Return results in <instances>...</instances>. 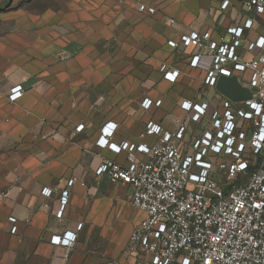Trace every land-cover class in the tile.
I'll use <instances>...</instances> for the list:
<instances>
[{
	"label": "crops",
	"instance_id": "0c3cea01",
	"mask_svg": "<svg viewBox=\"0 0 264 264\" xmlns=\"http://www.w3.org/2000/svg\"><path fill=\"white\" fill-rule=\"evenodd\" d=\"M222 1L0 0V264H136L126 249L146 212L133 204L129 184L96 173L105 160L128 163L127 151L98 144L101 128L117 124L110 142L152 145L161 135L145 132L149 121L163 132L185 124L176 142L192 151L230 99L205 82L213 54L185 47L183 35L209 31L211 41L232 44L228 29L244 26L242 59L264 35V15L242 0L225 9ZM138 3L156 11L141 12ZM194 54H201L196 66ZM247 78L238 77L243 85ZM17 84L24 93L11 101ZM146 97L162 102L145 109ZM187 100L208 103L199 120L183 107ZM239 106L232 101V110ZM67 232L77 235L72 249L52 243Z\"/></svg>",
	"mask_w": 264,
	"mask_h": 264
},
{
	"label": "built area",
	"instance_id": "2783aa9c",
	"mask_svg": "<svg viewBox=\"0 0 264 264\" xmlns=\"http://www.w3.org/2000/svg\"><path fill=\"white\" fill-rule=\"evenodd\" d=\"M229 3L223 0L221 7L225 9ZM241 5L248 12L264 15V0H242ZM138 9L156 11L145 3H138ZM252 23L253 19H247L245 27ZM228 31L236 37L232 44L211 41L209 31L185 34L182 44L205 47L213 54L215 61L205 79L208 85H216L221 75L247 74L244 86L252 97L236 102L240 106L234 110L232 101H225V112L213 113V128L194 139L190 153L176 142L184 138L185 124L175 132H163L160 124L149 121L145 132L161 135L152 145L110 142L117 124L109 121L101 128L98 144L115 152L127 151L128 163L105 160L96 173L129 184L133 204L146 212V218L131 232L126 249L135 256L136 264H264V35L247 44L251 55L242 59L237 48L242 44L244 26ZM200 57L194 54L191 65L196 66ZM172 75L176 77L178 70ZM23 93V85L17 84L9 99L16 101ZM161 102L146 97L142 106L148 109ZM207 106V102L183 103L196 121ZM83 128L79 124L77 131ZM137 152L145 157H138ZM43 192L50 194L51 190ZM67 194L62 196L58 215L68 201ZM76 238L75 232H67L53 236L52 243L72 249Z\"/></svg>",
	"mask_w": 264,
	"mask_h": 264
},
{
	"label": "water",
	"instance_id": "95a60500",
	"mask_svg": "<svg viewBox=\"0 0 264 264\" xmlns=\"http://www.w3.org/2000/svg\"><path fill=\"white\" fill-rule=\"evenodd\" d=\"M216 88L233 102H241L252 97L251 90L240 83L238 76L221 75L216 83Z\"/></svg>",
	"mask_w": 264,
	"mask_h": 264
}]
</instances>
